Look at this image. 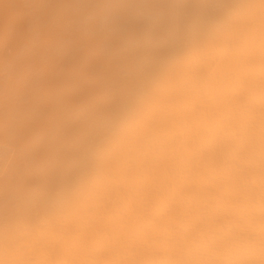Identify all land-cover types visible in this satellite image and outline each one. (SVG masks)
<instances>
[{"label": "bare ground", "instance_id": "1", "mask_svg": "<svg viewBox=\"0 0 264 264\" xmlns=\"http://www.w3.org/2000/svg\"><path fill=\"white\" fill-rule=\"evenodd\" d=\"M0 264H264V0H0Z\"/></svg>", "mask_w": 264, "mask_h": 264}]
</instances>
